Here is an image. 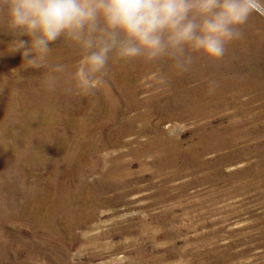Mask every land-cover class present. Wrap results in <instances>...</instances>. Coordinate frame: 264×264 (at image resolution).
Segmentation results:
<instances>
[{"label": "rangeland", "instance_id": "1", "mask_svg": "<svg viewBox=\"0 0 264 264\" xmlns=\"http://www.w3.org/2000/svg\"><path fill=\"white\" fill-rule=\"evenodd\" d=\"M242 30L94 71L67 36L24 63L0 14V264H264V0Z\"/></svg>", "mask_w": 264, "mask_h": 264}, {"label": "clouds", "instance_id": "2", "mask_svg": "<svg viewBox=\"0 0 264 264\" xmlns=\"http://www.w3.org/2000/svg\"><path fill=\"white\" fill-rule=\"evenodd\" d=\"M252 8L253 0H0L24 63L40 64L50 44L67 36L91 50L86 59L94 71L104 69L113 51L121 60L168 56L180 72L191 64L186 47L220 59L243 38Z\"/></svg>", "mask_w": 264, "mask_h": 264}]
</instances>
